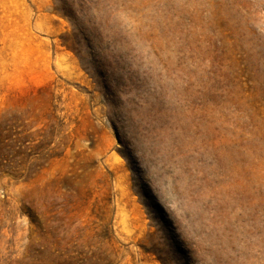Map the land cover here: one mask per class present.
I'll list each match as a JSON object with an SVG mask.
<instances>
[{"label":"rangeland","instance_id":"1","mask_svg":"<svg viewBox=\"0 0 264 264\" xmlns=\"http://www.w3.org/2000/svg\"><path fill=\"white\" fill-rule=\"evenodd\" d=\"M0 264H264V0H0Z\"/></svg>","mask_w":264,"mask_h":264}]
</instances>
